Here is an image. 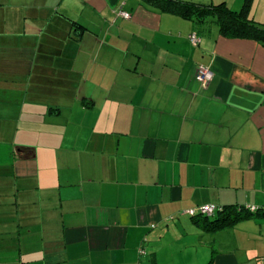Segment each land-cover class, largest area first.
Wrapping results in <instances>:
<instances>
[{
    "label": "crops",
    "instance_id": "crops-1",
    "mask_svg": "<svg viewBox=\"0 0 264 264\" xmlns=\"http://www.w3.org/2000/svg\"><path fill=\"white\" fill-rule=\"evenodd\" d=\"M206 26L0 0V264H264V45Z\"/></svg>",
    "mask_w": 264,
    "mask_h": 264
},
{
    "label": "trees",
    "instance_id": "trees-1",
    "mask_svg": "<svg viewBox=\"0 0 264 264\" xmlns=\"http://www.w3.org/2000/svg\"><path fill=\"white\" fill-rule=\"evenodd\" d=\"M144 1L162 13L191 21L197 25L215 23L219 27L220 35L224 38L252 40L264 45V24L257 22L250 14L253 0H245L239 11L230 8L224 2L221 4H201L184 0ZM76 25L77 28L84 29L81 25ZM197 35L199 36V34ZM19 152L25 157H34L32 148H20ZM221 210L220 213L224 214L228 209L223 207ZM235 210L237 219L264 215V208L253 211L250 207H239L235 208ZM226 216H232V211L230 212L229 210ZM195 218L209 219V216L197 215ZM213 222L216 223L217 221Z\"/></svg>",
    "mask_w": 264,
    "mask_h": 264
},
{
    "label": "built area",
    "instance_id": "built-area-1",
    "mask_svg": "<svg viewBox=\"0 0 264 264\" xmlns=\"http://www.w3.org/2000/svg\"><path fill=\"white\" fill-rule=\"evenodd\" d=\"M120 14L124 15L126 18H129L130 14L126 13L124 11H121ZM190 42L194 45V46H198L201 44V38L196 34H192L189 38ZM213 72L210 68L206 67V66H199L198 70H197V78L198 80L202 83V85L204 87H207L208 84L210 83V81L213 78ZM250 209H252L253 211L256 210L255 207H250ZM216 210V208L214 206H204L201 209H199L198 211H189L188 214L192 217H196L197 215H204V216H211L214 211Z\"/></svg>",
    "mask_w": 264,
    "mask_h": 264
},
{
    "label": "rangeland",
    "instance_id": "rangeland-1",
    "mask_svg": "<svg viewBox=\"0 0 264 264\" xmlns=\"http://www.w3.org/2000/svg\"><path fill=\"white\" fill-rule=\"evenodd\" d=\"M188 1H193V2L201 3V4H221L227 1L229 3L228 6H232V9L236 8L237 10L238 9L240 10L245 2V0H225V1L224 0H188ZM251 9H252L250 13L251 16L253 14L257 22L264 24V0H253ZM120 12L118 13V16L124 19H127V20L131 18L130 15H129L130 16L129 18H126L124 15L120 14ZM206 27H211V26L210 24H208Z\"/></svg>",
    "mask_w": 264,
    "mask_h": 264
}]
</instances>
